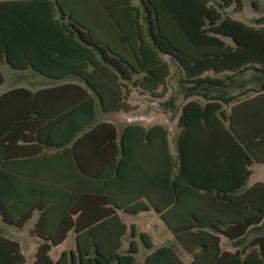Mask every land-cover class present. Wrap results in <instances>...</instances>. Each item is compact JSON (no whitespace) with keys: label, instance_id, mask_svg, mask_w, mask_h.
I'll list each match as a JSON object with an SVG mask.
<instances>
[{"label":"trees","instance_id":"obj_1","mask_svg":"<svg viewBox=\"0 0 264 264\" xmlns=\"http://www.w3.org/2000/svg\"><path fill=\"white\" fill-rule=\"evenodd\" d=\"M139 3L140 10L129 2L119 5V11L114 13L118 17L110 13L108 19L97 16L87 24L71 18L65 22L50 18L52 27H45L47 21L23 17L0 2V62L11 70H31L50 79L76 76L94 94L96 104L105 113L133 111L126 102L132 91L158 99L157 90L169 77L170 64H174L180 74L178 82L186 92L176 123L180 129L176 145L178 169L172 181L168 174L167 202L162 196L160 204L158 196L151 205L189 260L183 261L171 246L153 247L148 236L140 233V243L149 251L143 263L264 264V183L246 187L250 176L247 167L264 164V83L259 82L258 90L247 89L234 96L225 93L248 72L264 76V12L253 25H247L225 14L229 8L241 12V0ZM251 7L259 12L256 3L251 2ZM102 9L107 11L105 5L95 0V15ZM43 28H58L59 32L52 29V33H42ZM2 81L0 73V85ZM20 92L26 94L27 106L32 110L40 94L51 96L46 102L54 108L52 113L35 114L46 123L43 127L48 141H52L51 124L65 120L71 113L86 110V121L92 118L94 100L78 85L62 84L33 95L14 88L0 99ZM245 92L261 94L242 97ZM69 94L73 97H67ZM160 105L173 107L171 100ZM223 106H228L227 112ZM21 119L22 116H16L12 128L20 126ZM100 127L107 136L103 145L110 152L112 166L118 151L116 131L112 125L101 123L88 134L96 136ZM137 134L145 146L156 136L166 150V132L160 126L144 130L132 125L122 131L118 141L121 159L129 158L126 142L132 144ZM192 138L210 142L202 149L222 174H206L199 182L182 174V164L189 159V148L184 142ZM119 163L116 161L113 175L121 180L117 174ZM238 167L242 172H238ZM108 175L103 178L104 186L109 182ZM28 179L22 174L0 173V219L4 225L21 228L34 211L40 212L31 233L41 242L31 264H137L134 229L130 227V241L122 253L121 239L127 228L113 210L105 211L88 225H80L78 216L72 225L66 226L65 220L74 213L70 204L84 202L86 197L77 199L71 194V187L60 180H42L33 189L36 193L24 194L23 186L36 183ZM162 183L164 188L165 180ZM51 184L60 188L54 195L46 196ZM130 187L125 206L119 209L136 214L143 208L134 211L132 207L140 197L150 201V196ZM197 196L202 198L201 205L195 202ZM92 200L102 202L97 196ZM55 210L59 213L51 224L48 214ZM185 216L190 221L187 224L182 223ZM70 230L75 233V253H61L52 262L49 249L61 244ZM219 236L228 239L234 251L223 250ZM24 263L18 242L4 236L0 229V264Z\"/></svg>","mask_w":264,"mask_h":264},{"label":"crops","instance_id":"obj_2","mask_svg":"<svg viewBox=\"0 0 264 264\" xmlns=\"http://www.w3.org/2000/svg\"><path fill=\"white\" fill-rule=\"evenodd\" d=\"M99 1L105 5L107 11L102 9L99 11L98 15H95V0H0V2L7 4L10 9L16 10V12L23 17L40 18L47 21V25H43L45 27H52L51 22L49 21L50 18L55 21L61 19L63 22H65L64 20L71 18L79 20L84 24H87L97 16L103 19H108L110 13L113 15L118 12V6L127 2L140 10V0ZM251 2H254V4L256 3V1ZM228 12H231L232 15L228 14ZM239 13L241 12L236 13L232 8L225 11L226 15L237 21L239 20L233 16ZM259 16L260 15H257L254 19ZM114 17H118V15L114 14ZM52 29L59 32L58 28H43L41 32L52 33ZM60 33L62 32L60 31ZM171 68L175 69L174 64H170L169 66L170 75L167 80L171 79L174 75ZM3 72L5 77L3 76ZM0 73L3 78L0 85V97L14 88H22L33 95L44 88L56 87L62 84H75L83 88L87 95L94 100L93 115L89 121H86V110L73 112L68 115L65 120H60L56 124H51L50 131L52 133V141H48L46 130L43 127L46 123L43 119H41L40 122L35 114L44 116L52 113L54 108L49 106V103L46 102L47 97L51 96L40 94L36 102V107L33 110L27 106L28 98L24 93H10L7 96H4V98H1L0 118L2 120L0 123V173L22 174L23 177L27 179L29 178L28 180L36 182L33 186H23L21 190L24 194L30 195L36 193L33 189L36 187L37 183H41L42 180H60L71 187V194L77 196V199L85 196L86 198H84V202H79L76 205L73 203L70 204L74 213L65 220L66 226L72 225L78 216H81L79 220L80 225H88L94 218L102 215L105 211L113 210L118 220L127 228V232L121 239L122 253L126 250L128 242L130 241L129 229L130 227H133L135 232L133 240L136 244L138 241L142 247L138 235L140 233H145L153 244V247L161 245L171 246L176 250L180 258L187 262L189 257L183 253L182 249L176 243L172 232L165 226L160 219L159 214L151 205V201L157 202L158 196H160V204H162V196L164 203L168 200L169 191L167 180L170 177V180L172 181L173 176L178 169L176 145L180 129L176 126L177 134L174 143L171 144L169 141V134L163 125L153 123H145L142 125L130 121L128 116L136 112L138 109L137 106L130 105V95L136 93L139 97L143 96L136 91L129 93L126 101L130 107L134 108L133 111L128 113L122 111L105 113L101 111L96 104L94 94L88 91L76 76L69 75L61 79H50L31 70H11L3 61L0 62ZM176 74L179 81L180 74H178L177 71ZM234 86L236 87L237 85L235 84L226 89V96H234L245 91L243 90L238 93H233L230 88ZM185 93L186 92L184 91L182 92L181 102L177 110L178 117L180 114V106L185 103V100L183 99ZM243 94L242 97L249 98L261 93L245 92ZM67 97L72 98L73 94H69ZM223 109L227 112L228 106H223ZM16 116H22L23 119L20 121L22 124L18 127L12 128V123ZM101 123L112 125L116 131L117 138L115 142L118 151L112 166L110 152L109 150L104 149L103 145V139L107 138V136L103 134L104 128H98L99 134H96V136L88 134L93 128ZM132 125L139 126L144 130L155 125L160 126L166 132V150L164 151L163 142L158 140L156 136H153L149 145L145 146L144 141H140L138 138L139 134H137V139L132 142V144L129 141L126 142V153L129 158L127 160L121 159L118 141L122 131L127 126ZM73 130H76L74 131L75 133H70L73 132ZM68 132L70 135H68ZM67 136H69V138L64 141V138ZM5 137H9V139H3ZM184 145L189 148L186 152L189 159L182 164V174H188V177L196 182H199V180L206 176V174H222V171L218 173V170H215L214 162L212 163V160L208 158V155L205 154L202 149L210 145V142L207 140L192 138L186 140ZM116 161L117 163L120 162L117 174H120L121 180L113 175ZM254 167L262 168L264 167V164H252L247 167L250 176L246 182V187H249L247 184ZM238 172H242L240 167H238ZM108 174L112 175L110 176ZM168 174H170L169 177ZM223 174H227V172ZM106 175L110 177H107V181L109 182L104 186L103 178ZM163 180H165L164 188L162 183ZM130 186H132L134 192H140L143 194L147 193L150 196V201L145 197H140L139 202L132 207L134 211L143 208L142 211H139V213L136 214L127 213L122 209H119L125 206L124 204L128 199L127 193L130 192L127 188H131ZM58 188H60L58 185L51 184L46 192V196L54 195V193L58 191ZM199 194H201V192H199ZM96 196L100 197L102 202L94 203L92 199H95ZM200 197L201 196H197L198 200L195 201L197 205H201L200 199L202 198ZM105 200L106 202H103ZM188 201L190 202V200ZM39 213L40 212L38 211H34L31 218L21 228L4 225L0 219V229L2 230L3 235L18 242L20 253L21 247H25L27 240L26 237H28L29 241L34 244V253L41 242L39 238L31 233L32 228L39 218ZM58 213L59 210H55L48 214V222L54 224ZM152 217L161 223L162 228L159 226L154 227L149 235L144 232V230H148L146 225ZM185 217L182 219V223L187 224L190 221L187 216ZM137 219L142 220L143 222L140 224V227H136L133 223V220ZM155 229L160 230V237L162 240L154 241L151 233ZM219 240L220 246L223 250L229 252L234 251V248L231 247L228 239L219 236ZM56 249L58 252L56 253L55 260L50 259L52 262H55L61 253H75V233L70 230L61 244L49 249L48 256L51 251ZM138 251L139 247L137 245V252ZM143 251L144 260L145 255L149 251L144 248ZM34 253L32 255V260Z\"/></svg>","mask_w":264,"mask_h":264},{"label":"rangeland","instance_id":"obj_3","mask_svg":"<svg viewBox=\"0 0 264 264\" xmlns=\"http://www.w3.org/2000/svg\"><path fill=\"white\" fill-rule=\"evenodd\" d=\"M251 1H256L257 10L259 11V13L253 10V8L251 7ZM262 12H264V0H242L241 13L234 15L233 17L247 25H253L255 20L254 18L257 17V15H261ZM228 14L232 15L231 12H228ZM171 69L173 70L174 75L171 77V79L166 80L163 86L157 90L160 95L158 99H152L149 96L139 97L136 93L130 95V105L137 106L138 109L136 112L130 114L128 117L130 121L137 124L144 125L145 123H153L157 125H163L169 134V141L171 142V144H173L177 134V110L181 102L183 85L178 82V77L175 69ZM3 76L5 77L4 72ZM259 82L264 83V76L260 77L256 74H253L252 72H248L244 74L241 78H239L236 84L237 86L230 88V90L233 93H238L247 89L258 90L260 86ZM168 100H171V102L173 103L172 108L160 105L164 102H167ZM255 182L264 183V167H254L252 169L251 177L247 185L250 186ZM133 223L136 225V227H140V224L143 222L142 220L137 219L133 220ZM156 226L162 228L161 223L157 221V219L152 217L146 225L148 230H144V232L150 235V231ZM151 235L154 241L162 240L160 237V230H153ZM26 239L27 240L25 243V247H21V254L24 258L25 264H31L32 255L34 253V244L29 241L28 237H26ZM137 245L139 247V251L135 255V259L137 264H143L144 251L138 241ZM57 252V249L50 252L49 257L51 260H55Z\"/></svg>","mask_w":264,"mask_h":264}]
</instances>
